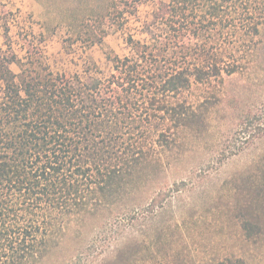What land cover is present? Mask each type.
<instances>
[{"label":"trees","instance_id":"1","mask_svg":"<svg viewBox=\"0 0 264 264\" xmlns=\"http://www.w3.org/2000/svg\"><path fill=\"white\" fill-rule=\"evenodd\" d=\"M90 1L103 35L124 29L140 3ZM141 30L126 35L127 53L105 52V69L86 61L70 73L53 71L31 41L18 56L5 27L0 264H192L162 243L166 191L156 188L205 134L233 76L264 72V0H159ZM80 33L66 41L102 42ZM248 172L232 210L255 241L264 235V155Z\"/></svg>","mask_w":264,"mask_h":264},{"label":"rangeland","instance_id":"2","mask_svg":"<svg viewBox=\"0 0 264 264\" xmlns=\"http://www.w3.org/2000/svg\"><path fill=\"white\" fill-rule=\"evenodd\" d=\"M158 1L140 0L124 29L103 35L106 23L94 19L90 0H0V51L7 50L4 29L8 26V42L18 56L24 55L31 41L55 72L78 71L86 61L105 69L106 51L127 53V34L145 36L142 23ZM79 30L83 38L94 31L103 36L102 42L85 46L80 40L66 41L69 36L76 38ZM11 68L17 70L14 64ZM227 84V97L212 110L205 134L190 140L176 155L166 169L165 182L156 188L166 191L163 219L169 227L161 240L167 239L192 264H218L239 257L247 264H264V235L247 240L232 210L235 189L247 183L250 166L264 155V72L233 76ZM248 133L255 137L244 142ZM142 193L150 192L142 187ZM100 251L98 245L89 252Z\"/></svg>","mask_w":264,"mask_h":264}]
</instances>
